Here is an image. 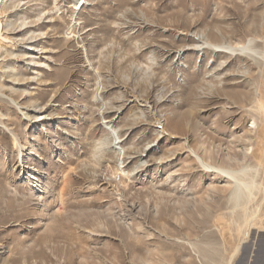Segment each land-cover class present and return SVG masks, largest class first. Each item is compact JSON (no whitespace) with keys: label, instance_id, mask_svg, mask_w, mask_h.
<instances>
[{"label":"rangeland","instance_id":"obj_1","mask_svg":"<svg viewBox=\"0 0 264 264\" xmlns=\"http://www.w3.org/2000/svg\"><path fill=\"white\" fill-rule=\"evenodd\" d=\"M2 12L18 44L0 47V264H236L264 248V0ZM249 40L253 56L209 48Z\"/></svg>","mask_w":264,"mask_h":264},{"label":"bare ground","instance_id":"obj_2","mask_svg":"<svg viewBox=\"0 0 264 264\" xmlns=\"http://www.w3.org/2000/svg\"><path fill=\"white\" fill-rule=\"evenodd\" d=\"M7 0H0V47H2L1 45H3V44H11V46L12 45H16V44H18L17 43V41H16V39H13L12 37H9L7 34H8V31L7 30H9V28L10 27H12L11 25H12V23H4L3 22V17L5 16L4 14V12H2V7H3V5H4V3L6 2ZM76 1V4H77V9H80L81 8V6H82V4H83V2L85 1V0H75ZM15 3V2H14ZM20 3V2H19ZM19 6V5H18ZM5 9V8H4ZM16 10V9H15ZM76 22V21H75ZM74 22V23H75ZM30 24H31V20L30 21H28L27 19H23L21 22H20V25H19V27H21V26H24V27H26V28H28L29 26H30ZM33 24V23H32ZM17 28H18V26H17ZM16 29V27L14 28V30ZM13 30V29H12ZM22 30V29H21ZM16 31V30H15ZM30 37V36H29ZM26 38V37H25ZM24 38V39H25ZM33 38V37H32ZM31 38V40H33ZM23 38H21V39H18V41H20V40H24ZM24 42V41H23ZM252 41L251 40H249L247 43H245L244 45H235V46H233V45H215V46H211V47H209V48H211L212 50H213V52L214 51H216V52H223V53H225V54H228V55H247V56H253L254 55V52H255V50L254 49H252ZM24 44H26V47L25 48H28V49H34L33 47H32V45L31 46H29L28 44H29V42H24ZM202 44V43H201ZM205 48H208V46L206 45V43L205 44H202V45H196V46H194L192 49L193 50H196V51H202L203 49H205ZM2 51V50H1ZM10 51V50H9ZM254 51V52H253ZM11 54V53H10ZM12 55H14V53H12ZM29 64L30 65H35L36 63L34 62V59H29ZM256 98H257V96H259V95H257V94H255L254 95ZM258 109L259 110H262V107L259 105V107H258ZM38 110V109H37ZM39 111V110H38ZM40 116V115H39ZM108 123V122H107ZM109 130H110V128H108ZM110 132H111V130H110ZM15 144H17V141H15ZM192 150V149H191ZM193 151V150H192ZM195 154H196V160H197V162L200 164V166L204 169V171H206V172H209V173H214V174H217V175H219V176H223V177H228V178H234V173H232L231 171H229L228 169H226V168H224V167H220V166H216V165H213V164H210V163H208V162H206V160H204V158L201 156V155H199L198 153H197V151L195 152V151H193ZM235 182H238L236 179H235ZM239 197V196H238ZM253 225H254V223H253V221H250L249 223H248V228L249 229H251L252 227H253ZM54 236V235H53ZM66 236V235H65ZM247 236H248V234H247ZM244 242V241H243ZM245 243V242H244Z\"/></svg>","mask_w":264,"mask_h":264},{"label":"water","instance_id":"obj_3","mask_svg":"<svg viewBox=\"0 0 264 264\" xmlns=\"http://www.w3.org/2000/svg\"><path fill=\"white\" fill-rule=\"evenodd\" d=\"M248 261H252L251 264H258L264 262V248H257L256 251L253 253L252 259H250L248 249H242V255L240 259H238L236 264H248Z\"/></svg>","mask_w":264,"mask_h":264}]
</instances>
